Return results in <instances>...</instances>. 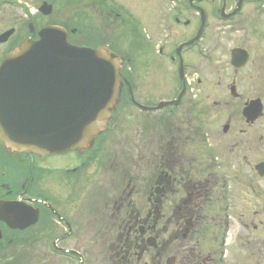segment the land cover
Here are the masks:
<instances>
[{
  "label": "flooded vegetation",
  "instance_id": "flooded-vegetation-1",
  "mask_svg": "<svg viewBox=\"0 0 264 264\" xmlns=\"http://www.w3.org/2000/svg\"><path fill=\"white\" fill-rule=\"evenodd\" d=\"M49 1L41 26L53 12L0 0V63L57 26L121 57L119 102L88 150L0 142V264L50 231L71 264H264V0ZM129 108L148 118L122 128Z\"/></svg>",
  "mask_w": 264,
  "mask_h": 264
},
{
  "label": "water",
  "instance_id": "water-1",
  "mask_svg": "<svg viewBox=\"0 0 264 264\" xmlns=\"http://www.w3.org/2000/svg\"><path fill=\"white\" fill-rule=\"evenodd\" d=\"M38 37L0 64V139L41 156L87 150L117 104L121 61L70 46L58 27Z\"/></svg>",
  "mask_w": 264,
  "mask_h": 264
},
{
  "label": "rangeland",
  "instance_id": "rangeland-1",
  "mask_svg": "<svg viewBox=\"0 0 264 264\" xmlns=\"http://www.w3.org/2000/svg\"><path fill=\"white\" fill-rule=\"evenodd\" d=\"M40 1H42V0H30V2H29L30 3V5H29L30 13H36L37 12V9L40 6V5H38L40 3ZM47 1H49V0H45V2H47ZM50 2L51 1H49V3ZM52 12L53 13H52L51 17H47V18L41 19V26L47 25V24H52V22H55V17H54L55 7H54V5H53ZM35 15H37V14H35ZM133 64H135L134 60L130 63L129 66H130V69H131L130 70L131 73L135 74L136 68H135V65H133ZM146 90L149 91L148 89H146ZM128 110L132 112L131 116L130 117H126L125 119H122V120L119 121V123L122 124V128H127V129L133 128L135 126V121H136V118L138 116H141L140 118L143 121L145 120V118H148L147 116L139 115L137 113V111L133 110L132 108H129ZM117 128H120V126L117 127ZM127 134H129V132ZM130 134H133V131H131ZM44 223L45 222H43L41 224L42 227H43ZM42 227H41V230L45 229L44 227L43 228ZM39 228L40 227H37L35 229L37 234H38ZM46 234H47V236H45ZM38 235L41 238V234H38ZM45 235L42 237L41 242L36 244L34 247L28 249L27 254L24 257V260H22V262H20L19 264H71V263H69L67 261H64V260L54 259L53 257H51L49 255V252L47 251V248H46V244L47 243H44L42 241L49 240L50 237H52L54 234L52 233V231H50V232L45 233ZM78 248L82 249V250H85V248L83 246H81V244H79ZM40 253H41V256H39Z\"/></svg>",
  "mask_w": 264,
  "mask_h": 264
}]
</instances>
